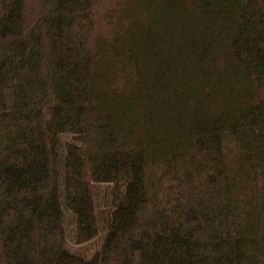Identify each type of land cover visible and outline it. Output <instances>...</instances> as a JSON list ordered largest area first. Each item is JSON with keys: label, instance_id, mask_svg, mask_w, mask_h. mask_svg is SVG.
Returning <instances> with one entry per match:
<instances>
[{"label": "trees", "instance_id": "trees-1", "mask_svg": "<svg viewBox=\"0 0 264 264\" xmlns=\"http://www.w3.org/2000/svg\"><path fill=\"white\" fill-rule=\"evenodd\" d=\"M0 264H264V0H0Z\"/></svg>", "mask_w": 264, "mask_h": 264}]
</instances>
